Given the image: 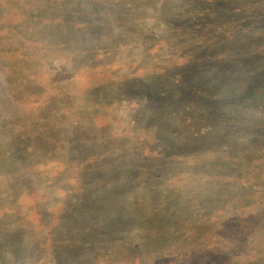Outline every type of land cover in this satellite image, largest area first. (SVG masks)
<instances>
[{
	"label": "trees",
	"instance_id": "trees-1",
	"mask_svg": "<svg viewBox=\"0 0 264 264\" xmlns=\"http://www.w3.org/2000/svg\"><path fill=\"white\" fill-rule=\"evenodd\" d=\"M6 1L11 0H0V73L9 97L22 111L0 120V220L7 212L22 224L20 234L40 248L42 264H264V94L255 97L264 86V73L255 83L231 87L235 97L210 100L201 109L179 106L172 111L165 106L145 116L150 124L144 132L152 137L149 150L162 144L163 152L141 160L140 169L157 166L160 175L155 173L154 180L163 179L164 185L151 184V178L135 189L136 178L129 172L134 160L110 153L116 140L102 139L96 153L88 150L64 163L52 158L64 156L73 144L67 133L78 121L74 117L95 113L85 103L77 104L76 93L85 101L89 88L104 85L94 81L77 91L68 76H45L43 81L39 67L47 43L25 38L17 10L2 8ZM259 16L264 18V12ZM221 38L222 33H216L213 39ZM150 80L151 95L161 81L157 76ZM179 95L182 102L191 96L207 98L190 86ZM245 99L261 114L248 116L249 109L234 108ZM227 103H232L228 109ZM207 125L212 129L202 134ZM240 132L250 138L238 142ZM212 144V160L192 162L211 181L210 191L188 188L184 171L162 170L165 163L175 166ZM52 160L60 165L54 174L65 183L51 198L39 181ZM57 176L53 182L60 180ZM129 230L133 233L127 234ZM218 237L229 247L214 246ZM1 249L0 238V264Z\"/></svg>",
	"mask_w": 264,
	"mask_h": 264
},
{
	"label": "rangeland",
	"instance_id": "rangeland-1",
	"mask_svg": "<svg viewBox=\"0 0 264 264\" xmlns=\"http://www.w3.org/2000/svg\"><path fill=\"white\" fill-rule=\"evenodd\" d=\"M5 5V11L16 9L19 13V28L27 40L47 43L45 53L42 52L44 62L39 67L43 81L45 76H68L77 91L94 81L104 85L89 88L85 101L84 95L76 93L77 104L85 103L95 113L86 114L85 118L74 117L78 121L67 133L73 144L68 151L62 150L64 156L57 154L52 158L64 163L62 160L68 161L70 157L85 156L88 150L96 153L102 139L116 140L117 144H110V153L134 160L129 172L136 178L135 189L151 178V184L164 185L163 179L154 180L155 173L160 175L157 166L146 164L140 169L141 160L163 152L162 144L149 150L152 137L144 132L150 124L146 120L148 115L165 106L172 111L179 110V106L184 110L201 109L210 100L235 97L231 87L243 81L248 84V80L255 83L264 73V18L255 17L264 12V0H11ZM216 33H222V38L214 40ZM156 76L161 86L156 95H150V79ZM2 77L0 73V120L6 121L19 116L22 110L9 97ZM185 86L207 98L191 96L188 102L180 101L179 94ZM263 88L257 89L255 97L264 94ZM161 97L164 99L159 100ZM231 104L227 103L226 108ZM236 105L234 108L249 109L245 111L248 116L261 114L247 99ZM165 126L160 136L164 135ZM209 129L212 128L207 125L202 134ZM235 138L242 142L250 137L240 132ZM214 147L212 144L202 154L190 156L175 166L165 163L162 170L168 167L184 171L189 176L188 188L210 191L211 181L192 162L212 160L216 156ZM57 161H50L46 175L40 174V189L50 192L51 198L65 183V179L54 174L60 168ZM146 170L150 173L143 179ZM54 176L60 180L53 182ZM69 178L66 174V180ZM19 225L7 212L0 220L2 264H42L40 248L23 240L22 224ZM213 245L228 248L230 244L218 237ZM147 264L164 263L147 260Z\"/></svg>",
	"mask_w": 264,
	"mask_h": 264
}]
</instances>
